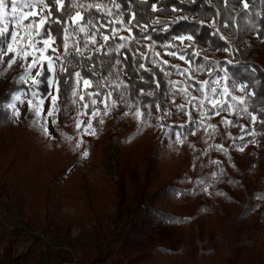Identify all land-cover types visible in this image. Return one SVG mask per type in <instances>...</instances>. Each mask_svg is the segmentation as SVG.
<instances>
[{
	"label": "trees",
	"instance_id": "trees-1",
	"mask_svg": "<svg viewBox=\"0 0 264 264\" xmlns=\"http://www.w3.org/2000/svg\"><path fill=\"white\" fill-rule=\"evenodd\" d=\"M86 2L106 6L99 12L92 9L85 14L98 27L106 25L100 27L97 44L103 43L101 34L108 35L112 30L117 33L115 39L108 41L113 48L124 43L119 36L134 35L136 40H130L120 54L85 51L84 57L91 55L92 60L68 57L71 61L65 65L68 71H79L93 81H109L103 89L95 84L87 89L81 87L79 92L85 96L84 101L77 97L72 102L69 85L73 81L66 79L67 73L60 72L63 61H55L61 118L59 122V112L52 117L55 137L46 136L33 124L34 108L51 93L52 73L47 64L39 76L40 93L28 98L33 103L28 105L25 124L17 125L12 110L4 105L18 91L29 92L30 85L19 84L21 73H18L9 86L2 87L0 178L6 175L31 185L30 181H41L39 175L52 171L58 164L66 171L76 163L102 159L106 180L97 187L84 184L79 194L86 191L85 195L76 197L83 203L77 220L83 224L96 223L94 231L88 234L90 246L83 250L79 264H264V148L252 144L256 138L264 141V124L260 122L264 120V0H247V9L242 0ZM153 3L156 11L151 10ZM64 4L65 10H70V0H64ZM173 8L177 10L172 11ZM106 10H111L113 15H106ZM36 11L47 15L44 10ZM80 11L84 13L83 9ZM131 13H135V21ZM61 15L63 12L53 8L52 18ZM39 19V15L29 17L22 28L11 24L6 37L0 38V80L9 72L8 65L15 57L6 49L16 31L23 41L29 35L40 40L45 30H50L56 51L50 50L49 54L54 59L64 57L60 25L45 24L38 29L40 35H35L37 29L26 31L32 20L38 23ZM153 20L159 23L153 24ZM136 21L149 26L141 31L134 26ZM126 28H131V33ZM179 35H193L194 40L181 42L175 39ZM84 37V33L78 34L81 48ZM21 41L17 45L19 49ZM94 47L89 41V49ZM116 59L123 61L122 70L112 64ZM94 62L97 68L90 71ZM23 63L20 59L18 66ZM140 64L145 67L140 68ZM225 87L231 95L223 92ZM212 88H216L215 94ZM181 89H187V95ZM141 90L145 95L140 94ZM97 92H112L111 99L117 100L118 105L108 114L103 103L95 105L100 111L92 120L96 129L94 137L86 135L84 128L90 123L93 108L87 94ZM147 92L153 95L148 96ZM233 96L237 99L233 100ZM190 97L196 99L189 103ZM212 99L224 106L219 115L210 103ZM149 104L153 106L151 115L141 124L134 113L137 110L147 113ZM157 104L159 109L155 107ZM180 105H184L183 111ZM249 113L257 116L255 124ZM225 119L233 123L227 125ZM77 121L81 122L79 129ZM152 136L156 137L155 141ZM218 145L226 151L217 150ZM242 145L246 150L244 155L237 151ZM56 151L61 153L58 158ZM84 152L88 153L86 158ZM58 159L60 163L55 161ZM18 198L20 208L30 205L27 196ZM111 207L115 208L112 212ZM153 217L172 225L168 239L159 231L140 230ZM71 224L54 231L65 238L60 231L67 234ZM22 233L23 229L18 228L10 231L4 264H35L32 247L14 257L15 244L22 240ZM85 233L86 230L76 240L66 238L72 245Z\"/></svg>",
	"mask_w": 264,
	"mask_h": 264
},
{
	"label": "rangeland",
	"instance_id": "rangeland-1",
	"mask_svg": "<svg viewBox=\"0 0 264 264\" xmlns=\"http://www.w3.org/2000/svg\"><path fill=\"white\" fill-rule=\"evenodd\" d=\"M23 2L24 0H18V3H20V10L22 12L29 11L28 8L23 7ZM7 11L9 15L5 18L4 23H8L11 20V2H9ZM11 24L15 27V23L13 22L9 24V28ZM17 33L18 31H16L14 35ZM21 37V35L18 37V41H21ZM31 38L33 39V37ZM26 41L27 39H23V41L20 42L21 48L24 47ZM49 45L50 46L42 53L35 52L34 49H30L29 51L34 52L37 56H51L49 51L55 49V43L49 41ZM35 48L41 49L44 48V45L42 43H38L35 44ZM13 53L15 55L13 59L15 63L11 62L12 66L10 67L9 72L3 79L0 80V93L4 92H1L2 87L10 85V80H12L15 75L18 73H21V75L24 74L26 64L23 63V65L19 67L18 62L22 58L18 57L15 52ZM32 59L33 55L30 54L27 57L28 63H31ZM44 64H47L48 66V61L46 59H42L40 63L32 69V76L35 77L37 72L42 74ZM49 70L52 73L51 81L56 82V62L55 71L51 69ZM19 80L20 77L18 78V81ZM19 84L30 85V91L27 92L20 90L13 94V97L20 95L21 100H14L12 97V101L4 105V107L7 108L8 105L15 104L16 110L20 113L19 116L14 115V110L10 107L9 108L12 110L17 125H22L26 122V113L29 105L27 101L29 100V96L33 97V92L39 94L40 91L38 89L39 84L32 86L30 80L28 83L19 82ZM50 87L51 93L43 100L44 103L40 107L43 109L41 117L45 118L50 134L55 137L56 133L52 124V117L47 116V112L51 107L52 96L57 95V93L53 84H50ZM57 103L60 105L59 94ZM58 114V120L60 122V112ZM93 118V116L89 117L91 124ZM92 127L95 128L94 125H92ZM86 135L96 136V134ZM148 136H146V138ZM146 138H143V141H146ZM151 139L155 141L156 137L154 138L152 136ZM78 140L80 142L82 140L80 135L78 136ZM252 144L257 146L259 149L264 148V141L259 138H256ZM71 148L73 149V147ZM238 149L239 147L237 148L239 154H245V148L243 151H239ZM55 155L56 158H58L61 155L60 151H56ZM55 161L59 162V159ZM61 168V165H56L52 171H47L44 175H39V178L42 176L41 181H30L31 185L24 184L19 181V179H14L6 175L3 179L0 178V264H4V252L9 239V233L13 228L23 229L22 240H19V242L15 244L14 257H18L19 255L26 253V250L29 247H32L35 250L32 263L35 264H79V261H81L83 250L90 246L88 234L94 231L96 223L88 222L83 224V222L80 223L77 220V217L81 215L83 203L80 198L76 197L85 195L86 191L81 193V196L79 194L84 184L89 187L91 185L96 187L101 186L106 180V170L103 161L100 158L84 161L82 165L76 163L72 167L69 166L66 171H62ZM19 176L21 177L22 175ZM95 190L96 189L91 192L93 193ZM19 196H27L28 200L31 201L30 205H23L20 208L18 204L20 201V198H18ZM114 210L115 208L111 207L109 211L112 212ZM28 220L32 222V225L27 224ZM69 223H72V226L69 228L67 234L65 233V230L60 231L65 235V238L59 236L60 234H57L54 231L55 229L62 228V226L68 227ZM171 229L172 225L170 223L160 221L154 217L146 220L140 226V230L142 231H159L166 239L170 237ZM85 230L86 233L82 236L79 242H75L72 245L69 244L68 241L70 240H67L66 236L72 240H76L78 237H81L80 234ZM43 231L45 232L43 233Z\"/></svg>",
	"mask_w": 264,
	"mask_h": 264
},
{
	"label": "snow or ice",
	"instance_id": "snow-or-ice-1",
	"mask_svg": "<svg viewBox=\"0 0 264 264\" xmlns=\"http://www.w3.org/2000/svg\"><path fill=\"white\" fill-rule=\"evenodd\" d=\"M9 2H11V20L8 23H4L5 18L9 15L8 13V7H9ZM243 2V7L245 9L248 8V3L247 0H242ZM23 7H26L29 9V11L27 12H22L20 10V3H18V0H0V38H5L8 30H9V24L10 23H15L17 28H22L24 27V21L27 20L29 17H35L37 15L40 16V19L37 23L36 20H32L27 26H26V31H28L29 33L33 30V29H37V31L35 32V35H40V32L38 31L39 28H43L45 24H56V25H60L61 26V32H62V39H63V48H64V57H60L57 56L55 57V59L51 56H37L34 54V52H30V49H34L35 52H43L45 49H47L50 45H49V41H52L53 43L55 42V38L53 37V35L51 34L50 30H45L44 35L41 36L40 40H33L31 38V35H29V38L27 39L25 45L23 48L18 49L17 45L19 43L18 41V36L19 33H17L16 35L12 36V43L8 44V47L6 49V52L8 53H13L15 52L16 55L18 57H21L23 62L26 64V67L24 68V74L20 76V80L19 82L22 83H28V81H31V85L32 86H36L40 83L38 77L41 75L40 72H37L36 76H32V69L35 68L42 59H46L48 61V68L55 71V61L57 60H62L63 62L60 65V72L62 73H67V80H71L73 81V83L71 85H69L72 88V91L70 93V98L72 99V102L75 103L76 99L78 97V99L80 101H84L85 96L83 94H80L79 90L81 87H83L84 89H87L91 86H93V84H95V86L97 88H101L103 89L108 83L109 81L107 79H101L98 81H93L89 78H86L84 76H82L81 72L79 71H68V68L65 66L66 64L70 63L71 61L68 59V57H72L75 58L77 56L80 57H84V52L85 51H91L93 53H101V54H109V52H115L117 54H120V50L121 49H125L129 46V41H135L136 37L133 36H119L120 40H123L124 43H119L116 44L115 47L113 48L111 45L108 44V41L110 38L115 39L117 36V33L115 30H112V32L108 35H103L101 34V39L103 41V43L97 44V34L100 33V27H106V25H100V27L97 26V22H95L94 20H92L89 16L85 15L86 13H88L90 10L95 9L97 12H99L101 9L106 8V6L103 3H90V2H86V0H70V10H65V4H64V0H24L23 2ZM117 7H119V5H117ZM151 10L152 11H156L157 10V6L155 3L150 5ZM53 8H55L58 12H63V15L52 18V10ZM37 9H41L47 12V15H41L39 12H37ZM80 9L84 10V13H82L80 11ZM177 9L173 8L172 11H176ZM106 15L108 16H112L113 13L111 12V10H106ZM131 19L135 21L136 17H135V13H131L130 14ZM182 19L184 20H188V17H182ZM65 21H67V23H65ZM178 22V21H177ZM110 23V22H109ZM118 23H126L125 21H118ZM153 24L159 23L158 20H153L152 21ZM87 25V27L85 26ZM136 27H140L141 31H144L148 28L149 25L145 24V25H140L139 21H136V24L134 25ZM227 26V25H225ZM126 31H128L129 33H131V28H126ZM79 33H84L85 37H84V41H83V48H81L80 45V40L78 39V34ZM150 38V37H149ZM175 39L183 42L185 40L187 41H193L194 40V36L193 35H179L177 37H175ZM221 39H224L223 36H221ZM69 40L72 41V50L69 51ZM89 41L91 42L92 45H94L95 47L92 49H89ZM138 42V41H137ZM38 43H42L44 45V48L41 49H36L35 48V44ZM189 47H191V44L188 45ZM53 52L56 51V49H52ZM2 54V53H0ZM33 55V59L31 61V63H28L27 61V57L29 55ZM171 55H177L176 53H170ZM157 55H159L157 53ZM141 57H143V53H141ZM85 59L88 60H92V56L89 55L87 57H84ZM180 59H184L183 56L179 57ZM124 59H127V56H124ZM12 63H15V61H12ZM102 63V62H101ZM112 64L114 66H120L121 70H122V65H123V61L116 59L112 61ZM12 65L9 64L8 67H11ZM140 68H144L145 66L143 64L139 65ZM97 68L96 63L94 62L91 65L90 71H92V69ZM146 71H148V69H145ZM111 73V70H110ZM93 75H98L99 73L97 72H93ZM117 75H119V71H117L116 73ZM50 84H53V86L55 87V91L57 93V95L52 96L51 99V105L52 108L51 110H49L47 112V116L49 117H54L56 113L59 112V108L57 107V99H58V94L60 92V87L58 82L55 81H49ZM157 83V87H159V83ZM205 85H207V82H203ZM219 83V82H217ZM127 87V86H125ZM245 88L244 86L241 87V91H244ZM181 91H183L185 93V95H187V89H181ZM212 93L215 94L216 93V88H212L211 89ZM223 92L225 94L231 95V93L228 91V88L225 87L223 89ZM141 95H145V93L143 92V90L140 91ZM254 95V93H252ZM38 94L33 92V98H35ZM89 96V99L91 101V104L93 105L92 108V113L91 115L93 117H95L96 115L99 114V109H97L95 107V105L99 102V103H103L104 104V108H105V114H108L110 109H115L118 105V101L117 100H112V92H107V93H88L87 94ZM146 95L148 96H152L153 92H147ZM93 96H95L96 98H92ZM14 100H21L20 95H16L13 97ZM196 99L195 97H190L189 98V103H191L192 100ZM233 100L237 99V97L233 96L232 97ZM109 101H111V104L109 105ZM23 102V101H21ZM27 103L32 106V100H28ZM44 101L43 99L39 100V104L34 108L33 114L36 117V119L33 121L34 126H39L42 130V132L46 135V136H50V132L48 130L47 127V121L44 120L43 122H41V113L43 111V109L40 107L41 105H43ZM210 103L212 104L213 108H216V114L219 115L220 111L225 110L223 104L220 103V101H217L215 99L210 100ZM240 103L243 104L244 100H240ZM203 104V101H201V105ZM8 107L12 108L14 110V115L19 116L20 113L18 110H16V105L15 104H10L8 105ZM84 107L87 108L88 105L84 104ZM152 105L149 104L147 105L148 108V112H142L137 110L134 113V117L140 121L141 124H144L147 122V117H149L151 115V109H152ZM155 107L157 109L160 108V105L157 104L155 105ZM180 109L183 111L184 109V105H180L179 106ZM244 111H247V109H244ZM189 115H191V113H189ZM204 117H207V113L203 114ZM250 117H251V122L253 124H255L257 122V116L252 115L251 113H249ZM162 119V117H161ZM103 119L100 120V123L103 124ZM262 124H264V120L260 121ZM80 121H77L76 123V127L77 129L80 128ZM224 123L227 125H231L233 122L229 121L227 119L224 120ZM214 127V126H213ZM91 130V131H89ZM84 133L85 134H91V135H95L96 134V129L92 127V124L89 123L87 125V127H85L84 129ZM252 135H255L254 132L250 133ZM69 140H71V137H68ZM82 143V141L80 142ZM80 143H77V147H80ZM244 145L239 147V151H243L244 150ZM217 150L219 151H226L222 145H218L217 146ZM83 155L86 157L88 155L87 152H84ZM214 163H219V162H214Z\"/></svg>",
	"mask_w": 264,
	"mask_h": 264
}]
</instances>
